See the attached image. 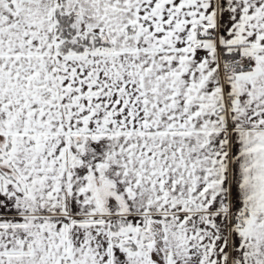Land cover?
<instances>
[{
  "label": "snow or ice",
  "instance_id": "obj_1",
  "mask_svg": "<svg viewBox=\"0 0 264 264\" xmlns=\"http://www.w3.org/2000/svg\"><path fill=\"white\" fill-rule=\"evenodd\" d=\"M0 264H264V0H0Z\"/></svg>",
  "mask_w": 264,
  "mask_h": 264
}]
</instances>
